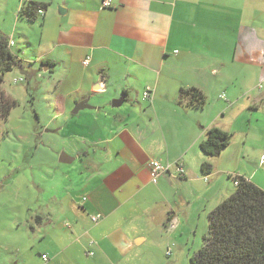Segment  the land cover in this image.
<instances>
[{
    "label": "crops",
    "instance_id": "obj_1",
    "mask_svg": "<svg viewBox=\"0 0 264 264\" xmlns=\"http://www.w3.org/2000/svg\"><path fill=\"white\" fill-rule=\"evenodd\" d=\"M20 1L18 11L30 2L47 5L36 22L23 21L32 31L39 24L36 64L60 87L64 116L70 103L83 102L90 107L87 117L111 108L128 116L106 127L104 136L89 147L82 143L73 163L58 160L60 165H82L75 167L68 185L66 173L72 168H58L65 179L50 197V206L42 188L47 185L39 184L37 200L44 209L32 216L27 230L42 236L44 264H80L84 256H97L102 264L120 263L135 243H145L146 236L133 235L141 226L161 230V223L167 227L179 213L185 215L180 207L186 195L203 211L219 206L234 193L225 189V178L233 182L232 177H244L264 190V153L248 149V130L242 133L237 167H222L228 151L214 158L200 148L210 129L232 133L222 128L221 119L238 104L262 111L264 0H111L110 8H103L104 0ZM14 24L13 33L19 26ZM21 37L29 49L35 46L33 34ZM10 45L16 47L13 41ZM87 58L89 66L84 65ZM44 62L54 66L46 70ZM35 67L31 65V77L36 76ZM100 78L105 87L96 90ZM147 88L151 97L144 99ZM182 88L200 90L206 97L204 109L191 107L181 97ZM135 96L142 103L129 105ZM123 97L121 106L114 107ZM93 100L96 106H91ZM154 160L181 164L185 177H177L173 168L154 184ZM204 163L213 166L211 175L203 174ZM95 214L103 215L98 224L91 221Z\"/></svg>",
    "mask_w": 264,
    "mask_h": 264
},
{
    "label": "rangeland",
    "instance_id": "obj_2",
    "mask_svg": "<svg viewBox=\"0 0 264 264\" xmlns=\"http://www.w3.org/2000/svg\"><path fill=\"white\" fill-rule=\"evenodd\" d=\"M20 0H0V34L8 42H14L20 51H16L27 67L36 65V76L31 77L15 68L7 73L0 83V96L3 92L7 97L18 101L8 120L0 117V264H44L39 249L44 250L42 236L27 230L31 218L36 212L44 209L43 202L37 200L40 183L47 185V206L51 205L50 197L59 190L65 174L59 169H71L66 184L76 175L75 167L82 165L79 161L73 165L58 164L59 157L65 153L74 158V152L83 143L90 146L92 142L104 136L106 127L113 122H121L128 116L118 109H104L101 114L87 117L86 110L81 116L72 113L76 107L70 103L66 116L60 111L58 97L59 86L51 76L41 73L40 65L36 64L39 56V24L33 31L23 19L19 18ZM24 4V3H23ZM17 16V17H16ZM15 23L19 24L15 29ZM39 23V22H38ZM24 28H27L24 30ZM29 29V30H28ZM33 34L35 46L29 49L21 36ZM38 34V35H35ZM21 35V36H20ZM13 47V51L16 49ZM82 72V71H81ZM40 74V77L37 75ZM24 82L15 83V80ZM77 85L69 87L75 88ZM259 87V86H258ZM68 88V87H66ZM264 91V84L262 85ZM258 91H260L258 89ZM227 95V94H226ZM14 97V98H13ZM129 105L138 106L142 103L138 96ZM96 106V101H91ZM226 104V103H225ZM128 105V104H127ZM126 105V107H127ZM245 108L243 110V108ZM245 104H238L235 112L221 119L224 129H231L234 141L226 149L228 154L221 161L222 167L239 166L237 154L242 152L244 136L248 130V149L264 153V105L260 113L253 112ZM244 111V112H242ZM121 113L119 115L116 114ZM95 113V112H92ZM116 117L113 120V117ZM77 121V122H76ZM95 129H88V128ZM234 132H241L235 135ZM234 134V135H233ZM234 136V137H233ZM246 139V138H245ZM238 159V158H237ZM74 167V168H73ZM237 178V176H235ZM47 181V183L45 182ZM225 189L235 192L234 183L225 178ZM45 182V183H44ZM63 185V184H62ZM230 197V196H229ZM228 197V198H229ZM179 218L167 227L161 223L162 229H152L150 225L141 226L133 235L146 236L142 245L134 244L130 256L116 264H192V259L204 244L209 230V210L203 211L197 204H190L188 196L182 200ZM198 203V202H197ZM21 225V227H19ZM148 227V229H145ZM26 228V229H24ZM92 247V246H91ZM95 252V249H92ZM170 252V254H168ZM119 259V258H117ZM119 262V261H118ZM80 264H102L97 256H84Z\"/></svg>",
    "mask_w": 264,
    "mask_h": 264
},
{
    "label": "trees",
    "instance_id": "obj_3",
    "mask_svg": "<svg viewBox=\"0 0 264 264\" xmlns=\"http://www.w3.org/2000/svg\"><path fill=\"white\" fill-rule=\"evenodd\" d=\"M47 5L30 2L19 11V17L28 23L39 19L38 10ZM54 66L44 62L43 67ZM18 68L31 76V65L27 67L13 51L8 39L0 38V83L7 73ZM181 97L189 100L196 110L206 106L205 95L196 88H182ZM18 106V101L0 97V117L5 120ZM232 141V135L218 128L210 129L200 148L210 157H219ZM204 175H211L213 166L202 165ZM236 191L209 213V230L202 248L192 259V264H264V190L244 177H237ZM233 180V177H232Z\"/></svg>",
    "mask_w": 264,
    "mask_h": 264
},
{
    "label": "built area",
    "instance_id": "obj_4",
    "mask_svg": "<svg viewBox=\"0 0 264 264\" xmlns=\"http://www.w3.org/2000/svg\"><path fill=\"white\" fill-rule=\"evenodd\" d=\"M111 6H112L111 5V0H104L103 1V8H110ZM38 15L39 16H43L44 15V9H39L38 10ZM90 60H91L90 58H87L84 61V65L85 66H89ZM18 82H24V79L15 80V83H18ZM143 96H144V99L150 98L151 97V89L147 88V90L145 91ZM221 98L226 99V95L222 94ZM261 164L264 165V155L261 157ZM173 168L175 169V174H176L177 177H180V178L185 177L186 171H185L184 167L181 164H179V163L175 164V165H170V164L163 165V164H161L160 162H158L156 160L152 161L150 163V174H151L152 182L154 184H156L158 182V180H159V177L162 174H171V170ZM233 183H234L235 187L239 186V180L236 177H233ZM102 219H103V215L102 214H95V215L91 216V221L94 224H98ZM168 254H170V252H168ZM90 255H93V253L90 254ZM43 259L46 260L47 256L44 255Z\"/></svg>",
    "mask_w": 264,
    "mask_h": 264
},
{
    "label": "water",
    "instance_id": "obj_5",
    "mask_svg": "<svg viewBox=\"0 0 264 264\" xmlns=\"http://www.w3.org/2000/svg\"><path fill=\"white\" fill-rule=\"evenodd\" d=\"M45 68L47 70V67H45ZM104 87H105V81H104L103 78H100L99 81H98V83H96V85H95V89L96 90H102V89H104ZM124 101H125V98L123 97V98L117 100L113 104V106L114 107H119V106H121V104ZM88 108H90V107L87 105V102L79 103V104L76 105V107H75V109L73 111V115H77L80 111L85 110V109H88ZM73 161H74V159L73 158H70L65 153H62L61 156L59 157V163H61V164L68 165V164L73 163Z\"/></svg>",
    "mask_w": 264,
    "mask_h": 264
}]
</instances>
